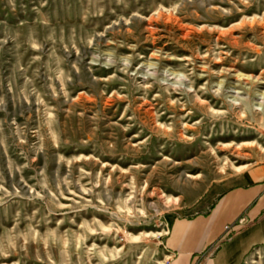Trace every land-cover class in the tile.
Masks as SVG:
<instances>
[{
	"label": "rangeland",
	"instance_id": "obj_1",
	"mask_svg": "<svg viewBox=\"0 0 264 264\" xmlns=\"http://www.w3.org/2000/svg\"><path fill=\"white\" fill-rule=\"evenodd\" d=\"M263 163L264 0H0V264H168Z\"/></svg>",
	"mask_w": 264,
	"mask_h": 264
},
{
	"label": "crops",
	"instance_id": "obj_2",
	"mask_svg": "<svg viewBox=\"0 0 264 264\" xmlns=\"http://www.w3.org/2000/svg\"><path fill=\"white\" fill-rule=\"evenodd\" d=\"M242 180L208 212L170 221L162 241L168 264H242L264 247V163L248 169ZM231 225L235 233L222 240Z\"/></svg>",
	"mask_w": 264,
	"mask_h": 264
},
{
	"label": "built area",
	"instance_id": "obj_3",
	"mask_svg": "<svg viewBox=\"0 0 264 264\" xmlns=\"http://www.w3.org/2000/svg\"><path fill=\"white\" fill-rule=\"evenodd\" d=\"M239 222H243V218ZM225 229L228 233H231L232 231H236L235 227H233V226H227V227H225Z\"/></svg>",
	"mask_w": 264,
	"mask_h": 264
}]
</instances>
